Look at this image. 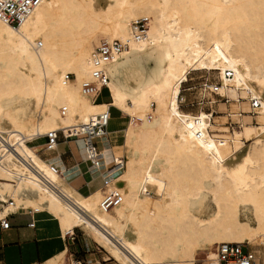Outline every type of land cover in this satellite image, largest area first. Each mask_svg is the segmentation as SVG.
<instances>
[{
	"label": "bare ground",
	"instance_id": "obj_1",
	"mask_svg": "<svg viewBox=\"0 0 264 264\" xmlns=\"http://www.w3.org/2000/svg\"><path fill=\"white\" fill-rule=\"evenodd\" d=\"M104 1L43 0L19 27L0 19V219L45 212L65 237L86 232L120 264H195L204 247L217 264L211 248L221 243L260 246L264 264V140L236 157L209 136V116L177 105L189 73L218 71L224 87L249 85L264 114V0ZM98 36L106 40L94 49ZM115 40L127 45L106 66L111 102L97 103L101 85L84 88L100 68L93 53ZM143 55L160 58L139 67ZM112 108L129 118L124 158L103 168L100 148L92 178L104 185L83 196L31 143L51 132L68 138ZM233 135L242 140V128ZM70 140L83 142L87 158L84 139ZM113 192L122 200L105 209ZM66 255L42 264H65Z\"/></svg>",
	"mask_w": 264,
	"mask_h": 264
},
{
	"label": "rangeland",
	"instance_id": "obj_2",
	"mask_svg": "<svg viewBox=\"0 0 264 264\" xmlns=\"http://www.w3.org/2000/svg\"><path fill=\"white\" fill-rule=\"evenodd\" d=\"M97 5L99 7H104L105 1L97 0ZM140 21L145 22L147 26V21ZM105 40L106 38L104 37H96L93 40L94 42L92 41L94 49ZM159 58V55H152L149 57L147 55H143L142 58L138 60V66L143 67L147 65L153 67ZM74 80L75 76H70L71 83H74ZM214 92L217 95H215ZM100 96L99 101L111 102V96H108L107 90H105ZM253 99L258 102V107L255 109L252 106ZM129 102V100L126 101L127 104H129ZM261 102L260 97L252 91L249 85L235 83V85L224 87L221 75L218 71H200L188 74L182 86L177 105L180 112L183 114L188 113L191 115H198L200 113H205L209 116L212 124L209 136L216 141L228 142L231 145L236 157H240L245 149L250 148L257 139L260 138L261 140H264V123L259 120V117L264 116V114L261 115L262 111L259 108V103ZM117 111L119 112L120 118H117L115 114H112L109 130L119 128L122 131L120 135H112L113 151L110 147L107 148L108 151L105 154L107 167H103L107 169L112 168L114 164V156L124 158L123 140L129 118L123 116V113L119 110ZM62 112L65 111L62 110ZM236 128H242L244 133L242 140L239 142L235 140L233 135L234 129ZM45 142L46 139L41 138L40 140L31 143V146L36 148V151L40 153L43 159L48 160L54 157L57 152L52 154L51 152L46 151L47 149L42 146ZM236 143L242 144L239 150L237 149ZM70 144L72 151L67 153L65 157L70 158L71 166L75 165V167H77L80 165L81 167H84L85 164H87V158L83 152L81 142H67L65 139L61 138L60 151L63 153L69 150ZM100 145L102 148L101 143ZM79 155L83 158L78 159ZM50 164L52 165V163ZM84 170H87V168L85 167ZM88 171V177L90 179L91 174L95 170H92V172H90V170ZM90 182H96V184H99V187L103 185V179L101 177H98L95 180L90 179ZM150 190L152 192H156V188L153 186L150 187ZM26 194L33 197V193L31 192H27ZM73 238L74 239L71 242H74V245L69 247V251L64 259L65 264H79V262H81V264H120L111 256L106 248L97 243L88 233L76 229ZM203 244L206 246V243L203 242ZM247 246L255 252L258 258L257 264H263V249L260 246ZM216 247L217 246H213V248H211L214 253H216ZM203 249L204 250L197 252L195 264H210L208 259L209 252L205 250V247Z\"/></svg>",
	"mask_w": 264,
	"mask_h": 264
},
{
	"label": "crops",
	"instance_id": "obj_3",
	"mask_svg": "<svg viewBox=\"0 0 264 264\" xmlns=\"http://www.w3.org/2000/svg\"><path fill=\"white\" fill-rule=\"evenodd\" d=\"M101 103L109 104L110 101H102ZM110 113L111 116L112 114H115L117 118H120L119 112L116 109L112 108ZM107 131L108 148L110 147V149L113 151L112 135H120L122 130L119 128L109 130L108 125ZM73 141L75 140H70L67 142ZM76 141L82 143L84 152L83 142L81 140ZM71 144L69 146V150L63 153L60 151L59 144L57 151H55L57 154H55L51 159H48V162L52 163V166H55L61 171L62 176L74 189H76L81 195L87 196L92 191L98 189L99 184H96V182H90V179H95L92 178L93 174H91L90 179L88 177V170L92 172L90 168L91 166L88 163V166L85 164L84 167H81L80 165L77 167H75V165L71 166L70 158L65 157L67 153L72 151ZM101 150H103L105 156L108 151L107 148H101ZM55 152L51 153L53 154ZM81 158L83 157H80L79 155L78 159ZM115 158L116 157L114 156L113 166L115 165ZM106 165L107 163L105 156V166ZM85 167L87 170H84ZM8 221L10 223L9 229L3 230L0 227V262L3 264H42L63 252H68L69 247L74 245V242L71 241L74 239L73 235L75 232L65 237L62 233L59 222L54 217L45 212L22 210L10 215ZM32 223H34L33 227L30 226Z\"/></svg>",
	"mask_w": 264,
	"mask_h": 264
},
{
	"label": "built area",
	"instance_id": "obj_4",
	"mask_svg": "<svg viewBox=\"0 0 264 264\" xmlns=\"http://www.w3.org/2000/svg\"><path fill=\"white\" fill-rule=\"evenodd\" d=\"M42 2L43 0H0V19L9 26L19 27ZM135 25L137 33L144 36L146 33L145 22L140 21ZM126 45L119 40H115L113 43L104 42L93 53V63L100 68L92 73L94 81L86 83L84 88L88 92H92L97 90L98 85H101L102 88L98 91L96 99L101 95L103 89L108 88L110 82L106 66L115 60L114 56L120 54ZM214 94L217 95L215 92ZM252 104L254 109L258 107L257 100L253 99ZM110 120L111 113L99 115L96 120H92L89 124L84 125L81 130L77 129L75 133H71L70 131L68 138L62 132H51L45 137V145L49 150L54 151L60 142V138L65 140L83 138L87 161L90 163L93 171L99 170L103 166L99 140L108 135L107 130ZM121 200V196L113 192L103 200L102 206L105 209H110L118 205ZM8 218L9 216L0 219L1 229H9L10 223ZM30 226L33 227L34 223ZM216 255L217 264H256L257 261L255 252L245 244L221 243L216 247ZM0 264L3 263L0 262Z\"/></svg>",
	"mask_w": 264,
	"mask_h": 264
},
{
	"label": "trees",
	"instance_id": "obj_5",
	"mask_svg": "<svg viewBox=\"0 0 264 264\" xmlns=\"http://www.w3.org/2000/svg\"><path fill=\"white\" fill-rule=\"evenodd\" d=\"M105 90H107V89H104L103 91H102V94H103V92L105 91ZM108 91V90H107ZM108 96H109V91H108ZM100 100V98L97 100V103H101L102 101H99Z\"/></svg>",
	"mask_w": 264,
	"mask_h": 264
}]
</instances>
